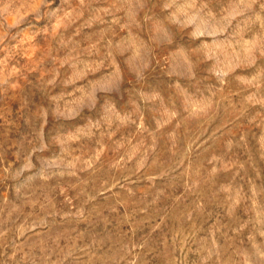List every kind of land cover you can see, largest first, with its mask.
Wrapping results in <instances>:
<instances>
[{
	"label": "rangeland",
	"instance_id": "obj_1",
	"mask_svg": "<svg viewBox=\"0 0 264 264\" xmlns=\"http://www.w3.org/2000/svg\"><path fill=\"white\" fill-rule=\"evenodd\" d=\"M0 264H264V0H0Z\"/></svg>",
	"mask_w": 264,
	"mask_h": 264
}]
</instances>
